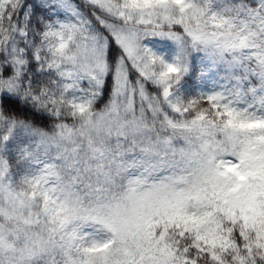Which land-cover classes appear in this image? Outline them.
I'll return each instance as SVG.
<instances>
[{
	"label": "snow or ice",
	"instance_id": "snow-or-ice-1",
	"mask_svg": "<svg viewBox=\"0 0 264 264\" xmlns=\"http://www.w3.org/2000/svg\"><path fill=\"white\" fill-rule=\"evenodd\" d=\"M78 3L61 18L63 0H0V150L35 137L24 168L0 151V264H264V96L184 99L186 55L146 43L244 58L264 80V0L243 16Z\"/></svg>",
	"mask_w": 264,
	"mask_h": 264
},
{
	"label": "trees",
	"instance_id": "trees-1",
	"mask_svg": "<svg viewBox=\"0 0 264 264\" xmlns=\"http://www.w3.org/2000/svg\"><path fill=\"white\" fill-rule=\"evenodd\" d=\"M34 3L40 4V0H33ZM259 3V0H211L212 9L222 15H241L243 16L244 9L248 5H255ZM74 7H80L78 0H63V4L60 7H53L50 15L59 16L61 18L70 17ZM30 10V8H29ZM181 53L186 55L187 60L190 62L193 70L189 72L188 76L181 82L177 92L178 95L184 99L195 97L199 92L194 91V86L198 82V75L202 72L204 66L198 60L193 58V54L196 51H192L190 48L186 50L179 49L175 51V54ZM232 67L228 65L225 68L222 64L220 65V74L225 75L229 78V89L235 90V87L244 95H249L251 91L255 92V97L250 102H256L259 97L264 95V87L262 86L263 80L258 75H253V69L248 65L247 61L244 60L242 63L232 61ZM255 71H259L256 69ZM40 73L35 72L34 78H39ZM24 119L30 121L34 127L46 128L50 122L51 117L49 114L42 110H37L31 105L24 107ZM35 137L26 133L22 130H17L2 151L10 161L18 163L21 168L27 166V161L23 159L25 151H30L34 145L33 141Z\"/></svg>",
	"mask_w": 264,
	"mask_h": 264
},
{
	"label": "rangeland",
	"instance_id": "rangeland-1",
	"mask_svg": "<svg viewBox=\"0 0 264 264\" xmlns=\"http://www.w3.org/2000/svg\"><path fill=\"white\" fill-rule=\"evenodd\" d=\"M146 43H148V46L153 48L154 50H162L169 56L175 55V51L179 50V48L172 42H162L157 39H153L147 41ZM193 58L198 59L204 66L202 72L198 75L199 80L194 86V91L199 93L220 90L221 88H229V78L225 75L220 74V65L222 64L225 68H227L228 65L232 67V61L242 63L245 60L244 58L239 57L236 59L225 60L204 51H196L193 54ZM262 86L264 87V80ZM237 90L238 88L235 87V90L233 92H236ZM254 97V91H251L249 95H244L240 92L238 99L243 102V106L244 104L254 103L253 101H249L254 99Z\"/></svg>",
	"mask_w": 264,
	"mask_h": 264
}]
</instances>
